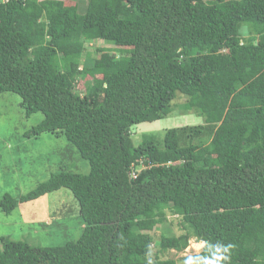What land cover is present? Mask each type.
I'll return each instance as SVG.
<instances>
[{
    "label": "trees",
    "instance_id": "1",
    "mask_svg": "<svg viewBox=\"0 0 264 264\" xmlns=\"http://www.w3.org/2000/svg\"><path fill=\"white\" fill-rule=\"evenodd\" d=\"M86 5L0 0V95L20 96L27 118L43 115L27 136H63L90 166L0 198L11 215L66 188L84 224L61 246L1 237L0 264H177L163 256L191 239L204 247L190 259L264 264V0ZM178 106L204 124L135 144L134 126Z\"/></svg>",
    "mask_w": 264,
    "mask_h": 264
},
{
    "label": "rangeland",
    "instance_id": "2",
    "mask_svg": "<svg viewBox=\"0 0 264 264\" xmlns=\"http://www.w3.org/2000/svg\"><path fill=\"white\" fill-rule=\"evenodd\" d=\"M79 1L81 11H85L87 0ZM82 86L83 84L79 88ZM176 102L183 104L185 98L178 97ZM181 113L178 106L164 120L134 126L132 136L135 144L141 143L145 133H164L176 127L204 124L201 116ZM42 118L41 113L27 118L17 94L0 95V198L5 193L14 196L27 194L53 173L60 171L62 166L74 173H89V164L65 137L48 134L36 138L34 135H26ZM168 216L170 231L176 235L182 234L184 231L178 225L179 218ZM82 224L79 202L66 188L33 202L20 203L11 215H5L0 209V238L26 241L34 246H61L69 241H77L83 232ZM158 228L162 230V225ZM198 243L200 242H196V239H191L185 251H170L163 257L177 260V264H212L211 261L190 259L202 251L203 247L198 249L195 246Z\"/></svg>",
    "mask_w": 264,
    "mask_h": 264
},
{
    "label": "clouds",
    "instance_id": "3",
    "mask_svg": "<svg viewBox=\"0 0 264 264\" xmlns=\"http://www.w3.org/2000/svg\"><path fill=\"white\" fill-rule=\"evenodd\" d=\"M143 168H144V165H143ZM139 170V172H140V169H138ZM197 242V241H196ZM204 247V246H203ZM224 251H228V249L227 248H225L224 249ZM228 259V257L227 256H223V257H221V260H227Z\"/></svg>",
    "mask_w": 264,
    "mask_h": 264
},
{
    "label": "bare ground",
    "instance_id": "4",
    "mask_svg": "<svg viewBox=\"0 0 264 264\" xmlns=\"http://www.w3.org/2000/svg\"><path fill=\"white\" fill-rule=\"evenodd\" d=\"M195 246L196 247L198 246V249H201L204 246V243L203 242H200L198 244H195Z\"/></svg>",
    "mask_w": 264,
    "mask_h": 264
},
{
    "label": "built area",
    "instance_id": "5",
    "mask_svg": "<svg viewBox=\"0 0 264 264\" xmlns=\"http://www.w3.org/2000/svg\"><path fill=\"white\" fill-rule=\"evenodd\" d=\"M133 178H137L138 172L135 170L131 173Z\"/></svg>",
    "mask_w": 264,
    "mask_h": 264
}]
</instances>
